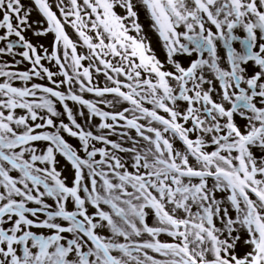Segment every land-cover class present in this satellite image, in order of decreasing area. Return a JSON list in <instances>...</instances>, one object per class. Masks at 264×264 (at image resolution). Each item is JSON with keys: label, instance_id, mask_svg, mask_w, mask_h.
Wrapping results in <instances>:
<instances>
[{"label": "snow or ice", "instance_id": "6c2138e0", "mask_svg": "<svg viewBox=\"0 0 264 264\" xmlns=\"http://www.w3.org/2000/svg\"><path fill=\"white\" fill-rule=\"evenodd\" d=\"M0 264H264V0H0Z\"/></svg>", "mask_w": 264, "mask_h": 264}, {"label": "rangeland", "instance_id": "374dc122", "mask_svg": "<svg viewBox=\"0 0 264 264\" xmlns=\"http://www.w3.org/2000/svg\"><path fill=\"white\" fill-rule=\"evenodd\" d=\"M153 39H155V38H153Z\"/></svg>", "mask_w": 264, "mask_h": 264}]
</instances>
